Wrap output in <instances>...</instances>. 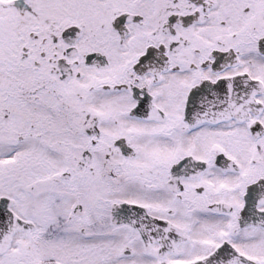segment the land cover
<instances>
[{"label": "snow or ice", "instance_id": "obj_1", "mask_svg": "<svg viewBox=\"0 0 264 264\" xmlns=\"http://www.w3.org/2000/svg\"><path fill=\"white\" fill-rule=\"evenodd\" d=\"M0 264H264V0H0Z\"/></svg>", "mask_w": 264, "mask_h": 264}]
</instances>
